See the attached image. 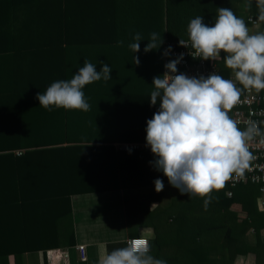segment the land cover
Masks as SVG:
<instances>
[{"label":"trees","instance_id":"16d2710c","mask_svg":"<svg viewBox=\"0 0 264 264\" xmlns=\"http://www.w3.org/2000/svg\"><path fill=\"white\" fill-rule=\"evenodd\" d=\"M164 1L171 2L0 0V264H8L11 253L21 259L25 252L74 245L66 221L71 194L168 180L150 163L155 160L151 151H123L112 142L146 141V122L159 108V98L155 106L149 99L153 78L163 75V41L189 38L182 34L188 17L204 13L212 26L219 7L237 16L239 10L237 0H176L180 35L167 33L163 39ZM249 14L258 18L255 2ZM152 32L162 43L145 52ZM136 33L143 40L140 51L133 53L128 45ZM225 55L216 59L219 75L231 79ZM85 60L96 64L97 71L100 62L112 68V79L83 89L90 110L39 106L37 93L55 81L70 80ZM93 138L110 143L91 144ZM224 186L210 193L207 208L199 196L180 197L173 205L172 239L158 236L150 254L167 264H212L205 250L213 240L204 237L222 229L223 241L233 238V202H241L249 213L250 220L240 225L245 231L248 223L255 224L257 213L263 215L258 212L257 185L241 184L231 197ZM216 212L220 221L205 220L206 214ZM165 245L174 252L166 253Z\"/></svg>","mask_w":264,"mask_h":264},{"label":"clouds","instance_id":"9594fccd","mask_svg":"<svg viewBox=\"0 0 264 264\" xmlns=\"http://www.w3.org/2000/svg\"><path fill=\"white\" fill-rule=\"evenodd\" d=\"M252 2L246 0L245 11L251 10ZM255 3L258 20L264 22V0ZM187 32L189 39H179V45L187 48L190 43L203 60L212 61L226 53L223 60L234 79H225L215 72L199 78L177 74L183 55L170 60L165 64V73L152 81L154 90L149 101L155 106L159 98V108L146 122V146L155 157L150 163L167 177L169 184L182 195L204 198L207 208L210 193L222 188L232 173L247 168L252 159L247 142L264 135L257 122L251 121L241 130L229 116L243 89L264 90V32L250 33L245 20L228 7L217 9L212 26L204 23L203 16L191 19ZM142 40L140 33L133 36L134 42L128 45L133 53L140 51ZM148 41L145 52L158 49L162 43L156 32L150 34ZM123 43L118 41L117 45ZM170 51L171 46L164 55ZM133 59L139 65V58L134 55ZM100 63L102 67L97 71L96 64L85 60L70 80L51 83L45 92L37 93L39 106L88 112L90 104L83 91L85 86L112 79L109 64ZM154 185L157 192L164 188L161 179H156ZM150 251L148 241L133 239L127 246L107 253L99 264H167Z\"/></svg>","mask_w":264,"mask_h":264},{"label":"crops","instance_id":"0c3cea01","mask_svg":"<svg viewBox=\"0 0 264 264\" xmlns=\"http://www.w3.org/2000/svg\"><path fill=\"white\" fill-rule=\"evenodd\" d=\"M237 1L238 17L243 18L245 23H251L248 26L250 33L264 32V22L244 10L243 5L246 0ZM179 9L178 1L171 0L169 4L164 1L163 39L166 38L167 33L180 35ZM197 16H203L204 23L207 24L206 14ZM191 19L194 17H188L183 22L186 27L182 29V34L185 36H188L187 26ZM229 116L231 118L230 112ZM98 140L93 138L91 144L103 142ZM127 141L135 140H119L112 143L116 146V143ZM109 143L103 142V144ZM163 183L164 188L160 192L155 190L154 184L148 182L118 190L71 194L69 196L71 212L66 216V221L71 223L70 230L74 234L75 244L50 248L46 251L25 252L21 259L11 253L8 256V264H99L107 253L127 246L128 239L132 237H146L153 240L154 247L158 236L167 239L168 242L172 239L174 230L171 227L175 222L174 198L190 196L182 195L177 188L169 184L168 180ZM224 187L227 192L228 186ZM202 199L204 201V198ZM257 204L258 212L263 215L257 213L255 224L249 226L248 223L247 231L240 225L250 220L249 213L243 209L241 202L235 201L229 208L236 213V220H231L233 238L227 242L223 241L222 229L204 237L213 240L209 242V250H205L213 260L212 264H264V207L261 205L260 196ZM205 216V220L211 219L214 222L221 220L220 212L208 213ZM130 222L133 223L130 225ZM224 242L226 246L223 245ZM80 246H85V258L82 257ZM163 248L166 253L174 252L173 246L165 245Z\"/></svg>","mask_w":264,"mask_h":264},{"label":"built area","instance_id":"2783aa9c","mask_svg":"<svg viewBox=\"0 0 264 264\" xmlns=\"http://www.w3.org/2000/svg\"><path fill=\"white\" fill-rule=\"evenodd\" d=\"M253 21V19H250ZM254 22V21H253ZM187 41L189 38H181ZM171 46L168 55H164L165 51ZM183 59L177 65L178 73L186 74L189 77L200 76L207 77L215 72L219 74L220 66L215 60H203L197 56L195 51L189 46L183 47L179 45V39H165L163 41V62L162 72L165 73V64L170 60L177 59L180 55ZM195 57V58H194ZM231 118L237 122L238 127L244 130L251 121L257 122L260 130L264 133V92L255 89H245L242 91L239 102L231 110ZM116 146L123 151H151L146 146V141H127L116 143ZM247 148L252 159L248 162L247 168L243 172H234L228 179V196H233L234 188L241 184H254L260 189L261 205L264 207V135L255 136L247 142ZM25 150H16L17 154H21ZM133 239H142L149 242L146 237H132L128 239V243ZM82 257H86L85 246L79 247Z\"/></svg>","mask_w":264,"mask_h":264},{"label":"rangeland","instance_id":"374dc122","mask_svg":"<svg viewBox=\"0 0 264 264\" xmlns=\"http://www.w3.org/2000/svg\"><path fill=\"white\" fill-rule=\"evenodd\" d=\"M231 79H234V74L232 73V76H231ZM175 199V202H176V205H178L179 204V201H177V200H179V198L176 196V198H174ZM173 199V200H174ZM133 223V222H132ZM131 222H130V225L132 224ZM134 225V224H133ZM41 255V254H40ZM41 257V256H40Z\"/></svg>","mask_w":264,"mask_h":264},{"label":"water","instance_id":"95a60500","mask_svg":"<svg viewBox=\"0 0 264 264\" xmlns=\"http://www.w3.org/2000/svg\"><path fill=\"white\" fill-rule=\"evenodd\" d=\"M150 248H151V250L154 248V241L153 240H150Z\"/></svg>","mask_w":264,"mask_h":264},{"label":"snow or ice","instance_id":"6c2138e0","mask_svg":"<svg viewBox=\"0 0 264 264\" xmlns=\"http://www.w3.org/2000/svg\"><path fill=\"white\" fill-rule=\"evenodd\" d=\"M136 243H137V244H140V243H143V242H142V241H137Z\"/></svg>","mask_w":264,"mask_h":264}]
</instances>
